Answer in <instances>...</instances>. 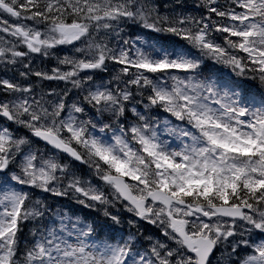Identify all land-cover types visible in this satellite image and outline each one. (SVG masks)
Returning a JSON list of instances; mask_svg holds the SVG:
<instances>
[{"label":"snow or ice","instance_id":"snow-or-ice-1","mask_svg":"<svg viewBox=\"0 0 264 264\" xmlns=\"http://www.w3.org/2000/svg\"><path fill=\"white\" fill-rule=\"evenodd\" d=\"M0 264H264V0H0Z\"/></svg>","mask_w":264,"mask_h":264},{"label":"trees","instance_id":"trees-1","mask_svg":"<svg viewBox=\"0 0 264 264\" xmlns=\"http://www.w3.org/2000/svg\"><path fill=\"white\" fill-rule=\"evenodd\" d=\"M162 39H165L166 40V37H163Z\"/></svg>","mask_w":264,"mask_h":264}]
</instances>
